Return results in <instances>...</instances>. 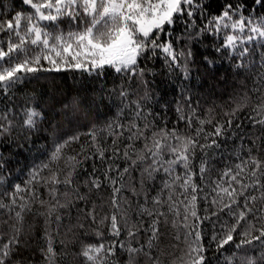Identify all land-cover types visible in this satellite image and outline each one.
Returning a JSON list of instances; mask_svg holds the SVG:
<instances>
[{
	"label": "snow or ice",
	"instance_id": "6c2138e0",
	"mask_svg": "<svg viewBox=\"0 0 264 264\" xmlns=\"http://www.w3.org/2000/svg\"><path fill=\"white\" fill-rule=\"evenodd\" d=\"M0 264H264V0H0Z\"/></svg>",
	"mask_w": 264,
	"mask_h": 264
},
{
	"label": "trees",
	"instance_id": "16d2710c",
	"mask_svg": "<svg viewBox=\"0 0 264 264\" xmlns=\"http://www.w3.org/2000/svg\"><path fill=\"white\" fill-rule=\"evenodd\" d=\"M79 84V73L73 75L72 72H68L66 75H59L46 80L42 79L35 87L46 94L55 95L57 99H64L70 97L79 87Z\"/></svg>",
	"mask_w": 264,
	"mask_h": 264
}]
</instances>
